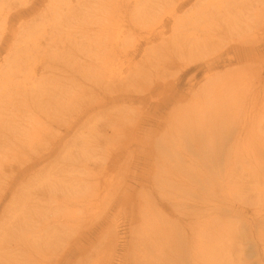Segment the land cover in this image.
Wrapping results in <instances>:
<instances>
[{"label": "bare ground", "instance_id": "6f19581e", "mask_svg": "<svg viewBox=\"0 0 264 264\" xmlns=\"http://www.w3.org/2000/svg\"><path fill=\"white\" fill-rule=\"evenodd\" d=\"M201 1L0 0V168L8 171L0 173V177L7 178L0 187V202L22 175L12 188V205L4 208L0 218V264H45L33 260V254L44 241L42 232L51 228L58 229L59 241L65 236L63 232L71 234L68 242L59 247L53 264H62L69 258L68 264H112L114 259L116 264H195L193 245L205 241L206 229L210 230V238L221 232L240 242L256 238L264 251L262 231H225L232 220L248 211L240 199L249 193L246 188H250V180L258 182L259 178L249 168L238 166V159L227 162L236 154V140L250 130L248 125L221 134L226 132L227 119L243 99L264 100V6L251 5L252 1L264 2L216 0L200 4ZM198 5L200 10L193 11ZM26 15L29 20L23 21ZM216 21L224 27L217 34L227 41L225 53L232 54L239 68L208 85V91L194 93L189 86L179 92L178 77L166 79L158 73L146 76L142 70L122 63L119 73L113 75L112 67L116 68L120 60L139 55L146 58L167 53L169 58H179L176 64H184L193 53L204 51ZM186 24L197 27L193 30ZM184 39L192 47L179 45ZM229 42L233 43L229 46ZM198 43L203 46L197 47ZM169 47L172 52H168ZM162 65L165 67L167 61L162 60L160 68ZM248 70L247 81L251 79L239 84L238 72L247 74ZM103 73L109 78L102 79L105 83L113 86L117 82L121 89L135 81V98H128L127 92L110 94L111 101H121L113 107L120 108L112 114L104 111L103 118L97 117L72 149L68 141L61 143L54 170L38 181L33 177L49 164L23 175L25 169L44 161L56 149L83 112L94 108L80 109L62 133L51 134L47 125L54 120L48 115L37 116L46 104L59 109L57 97L51 95L53 99L49 100L43 95L48 75L56 83L62 76L67 85L73 86L79 78L92 81L94 75L100 78ZM105 88L108 93L112 87ZM97 105L96 108L103 106ZM147 108L149 116L140 120L138 112ZM101 113L94 112L80 127ZM79 129L73 131L72 137L79 134ZM137 131L147 134L145 142H139V152L148 150L134 179L138 180V188L131 189L124 177L133 154L128 145ZM122 141V147L114 146ZM224 142L231 145L222 151ZM123 149L126 159L117 166V174L96 207L103 210L92 214L100 180L94 174V160L101 152L115 159ZM30 152L39 155L26 157ZM257 155L255 152L254 158ZM256 165L264 169L262 154ZM258 193L255 189L244 202ZM233 195L240 204L230 201ZM119 196L121 200L109 219ZM262 208L259 212L264 211ZM215 211L221 216L219 224H224L219 229L216 222L206 227V220L200 221ZM252 214L258 215V210H252ZM182 220H194L195 225L175 233ZM124 224L129 237L122 245L123 254L116 257L120 241L117 228ZM175 245L185 252H177Z\"/></svg>", "mask_w": 264, "mask_h": 264}, {"label": "rangeland", "instance_id": "374dc122", "mask_svg": "<svg viewBox=\"0 0 264 264\" xmlns=\"http://www.w3.org/2000/svg\"><path fill=\"white\" fill-rule=\"evenodd\" d=\"M207 1H216V0H202L200 4L207 2ZM264 2V0H262ZM251 5L253 7H262L264 6L260 2L252 1ZM41 9V5L37 6V10ZM200 10L199 5L194 8L193 11ZM27 16V15H26ZM27 21L29 20V17L24 18ZM244 19V18H243ZM22 20V19H21ZM38 22H36L37 24ZM36 24H34L33 27H37ZM200 25V24H199ZM198 25V26H199ZM186 28H192L193 30L197 27L196 24L193 26L186 24ZM39 29V27H37ZM224 27L221 26L219 21H216L215 27L212 31V36L209 38V40L206 43L204 51H197L193 53V56H191L184 64L177 63L176 61L179 59L178 57H175V55L168 57L169 54L162 53L159 55H148L146 58L142 55L135 56L131 60L128 59H122L119 61L116 68L112 67V73L114 76H116L119 73V67L122 66L128 67L130 69L136 68L137 70H142L143 73H145L146 76L153 77L155 74H160L164 76L166 79H172L173 77H178V91L182 92L185 89H187L189 86L192 89V92L194 93H204L207 90L208 85L216 84L221 78H225L230 76V72L232 70H235L239 68V64L234 61V58L232 57V54L225 53V50L227 46L225 45V42H227L224 39V36H221L217 34V30L223 31ZM192 30V31H193ZM197 32V31H196ZM213 34H216V36H213ZM62 37V35H60ZM166 36H169V33H166ZM58 37V36H57ZM139 38V37H138ZM235 40V38L233 39ZM233 42H229V46ZM179 45L192 47L191 44H188V42L184 39L179 42ZM197 47H202L203 43L196 44ZM172 52V48L169 47V51ZM2 54L1 56H3ZM171 59V60H170ZM164 60L167 61V65L163 67V65L160 68L161 61ZM170 60V61H169ZM240 63L244 62V59L239 61ZM117 64V61L114 60V65ZM187 65L185 68L184 66ZM161 70H165V74H162ZM87 71V69L84 71V73ZM124 71V70H123ZM186 72L185 77H181V75ZM248 74H244L242 71L238 72V78L237 81L239 84L241 83H247L249 82ZM49 78H53L52 76L48 75L47 82L44 83L42 88L44 91L46 90V93H43V95H46V98H49V100H52L53 98H50L52 95L53 97L58 98V105L59 109L55 108V106H49L48 104L44 105V109L40 107V112L37 113L38 117H43L44 115H48L49 118L54 120L55 123H50L47 125L48 130L51 131V134L56 135L58 133L63 132L64 126L67 124V122L70 120V118L80 109L84 108L86 109L87 106L94 107L90 109L88 112H83L80 118H78L76 123L73 127H71L69 130H66L64 133L61 142L56 146V149L52 150L51 154L48 155L44 161L39 162L38 164H34L31 166V168L25 169L23 172V175L30 172H36L35 170L40 169L41 166L45 164H49L48 167H45L43 171L39 172V174H35L33 177L35 180H40L41 177L46 175L50 170H54V167L56 165L55 156L59 152V145H62L65 140L68 141V147L72 149L74 147V144L78 141V139L83 135L82 132H85L87 127H91L94 123H96L97 117L103 118L104 111L107 113H113L115 110H117L120 107H117L121 101H111V95H117L118 93H124L127 92L129 95L128 98H135V86L137 83L133 81L130 84H126L122 89L120 88L122 85L118 84L117 82H114L113 86L109 83H105L102 79H109L107 73H103L102 76L99 78L97 75H94V79L88 80V79H82L79 78V83L77 82L75 85H67L68 82L62 80L63 77L59 76L60 82L56 83V80H51ZM58 78V80H59ZM143 83V81H142ZM206 85V86H205ZM105 86H111L110 92L107 93ZM120 88V89H119ZM83 94L79 96V94ZM77 94V95H76ZM189 98V96H186V100ZM101 101V102H100ZM253 101V105H251ZM232 104V102H230ZM98 104V105H97ZM102 106L100 108H96L95 106ZM114 105H117L116 107H113ZM175 105V104H174ZM173 105V106H174ZM137 107L136 105H134ZM233 105L231 106V108ZM172 106L168 107V109H171ZM167 109V110H168ZM150 110V109H149ZM250 110H253L252 113H249ZM103 111V113L99 114V116H95V120L91 123H88L87 125H84L83 128L80 126L84 123L85 119H89L91 114H94V112ZM166 111V110H165ZM45 112V113H44ZM140 120L142 117H148L150 113H148V108L146 110H142V112H138ZM255 115V116H253ZM56 116V118L54 117ZM94 117V116H93ZM55 118V119H54ZM59 118V119H58ZM100 122V121H99ZM228 125L226 129V132L222 131L221 134L230 133L233 129H236V127H239L240 125H248L250 130L242 135L239 139H237V146H236V154L233 155L227 162H233L234 160L238 159V166H243V168H249V170H252V174L257 176L259 178L258 182H254L250 180L251 186L248 189L249 193L253 194L255 192V189L259 190V193L254 195L255 197L249 201L244 202L245 199H247L250 194L244 193V196L240 199V202L244 203L243 207L244 210L248 209L247 212H245L243 215L239 216L238 220H232V222L225 228V231L227 229L232 228H240L242 230L248 231H262L263 237H264V220H262L264 216V211L259 212L264 206V169L260 170V167L256 165L258 159L260 158V154L264 156V100L261 98L259 100L251 99V100H244L243 103L237 107L236 110H234V114H231V117L227 119ZM251 125L253 128H251ZM139 127L144 128L147 127V125H140ZM138 127V128H139ZM78 130V135L74 138L72 137L73 131ZM139 135H142L140 137ZM139 136V137H138ZM138 137V140H137ZM147 137L146 133H143L142 131H137L132 141L129 143L128 147L132 151V157L130 158V162L128 164V168L125 171V183L129 185L132 188H138V180H134L137 178V174H139V169L142 167L143 162V155L147 152V148L144 149V154L140 153V145L139 142L142 141V144L145 142V139ZM103 137L97 136V139L99 141H103ZM142 139V140H141ZM144 139V141H143ZM256 139V140H255ZM255 141V143H254ZM105 142V141H103ZM113 142V141H112ZM111 142V143H112ZM115 147L123 145L122 142H115ZM225 145L221 146V150L226 149L231 145L229 142H224ZM122 147V146H120ZM125 150H122L121 154H118V157L115 159H111V157L106 152H101L98 156L97 160H94L95 166H94V174L100 177V180L97 183V202L96 206L91 210L92 214H98L100 213L103 208H96L100 201L102 200V197L105 194L106 189L109 187L112 178L117 174V166L119 163H122L123 160L126 158V154L124 153ZM253 152V154H252ZM258 154L256 158H254V154ZM33 152H30L29 154H26V157H37L39 153L32 155ZM62 155H65L63 153ZM96 159V158H95ZM263 159V158H262ZM224 161V160H223ZM260 161V160H259ZM16 168L15 166L13 169ZM144 168V167H143ZM7 168H0L1 172H8L6 170ZM259 171V173H258ZM20 177L14 181L12 184V187L10 190L6 193L5 197L0 202V218L2 215V211L4 208L8 205H12L11 202V195L13 193L12 188L19 183ZM7 180L5 177H0V187L2 186V183H4ZM244 181V180H243ZM16 187V186H15ZM242 186H239L241 188ZM123 194V193H122ZM121 194V195H122ZM120 195V196H121ZM118 197V199L115 202V206L112 207L111 211L108 214V218L110 219L112 215L114 214L119 201L121 200V197ZM233 203H239L238 198L231 196L230 199ZM259 208V209H258ZM252 210H258V215H253ZM219 219H221V216L219 215L218 211L211 212L207 214L205 217H203L200 221L206 220L207 226L213 224L214 222L218 223V229L224 225L219 224ZM232 219V218H231ZM195 225V221L192 220L191 222L187 220H182L179 224L178 230H176L175 233H179L182 230H188L189 228L193 227ZM58 229L51 228L45 232H42V244L38 247V249L33 254V260L38 259L39 261H43L45 264H53L55 262V255L59 254V247L61 245H64L68 242V239L71 237V234L66 235L67 232H63L65 236L61 237V240L59 241V238L57 237L59 234L57 233ZM227 232V231H226ZM225 232H221L217 234L216 237L210 238V230L205 231L204 235L206 237L205 241L202 242H196L193 245V250L195 253L193 254V261L195 264H264V251L261 250V241L257 240L256 238L253 239V242L249 240H243L240 242L239 239L234 238V236L231 237H225ZM117 235L120 239L119 246L117 249V256L120 257L123 254V246L129 237V229L128 226L119 225L117 228ZM45 242V243H44ZM84 243H81V246H83ZM176 247V245H175ZM177 252H185L181 250V248L176 247L175 248ZM71 256L74 254L70 253ZM69 257V255H68ZM67 257V258H68ZM66 258V259H67ZM72 258H69L68 261L63 262L62 264H68L71 261ZM112 264H116L117 262L115 259L111 262ZM35 264V263H34Z\"/></svg>", "mask_w": 264, "mask_h": 264}]
</instances>
